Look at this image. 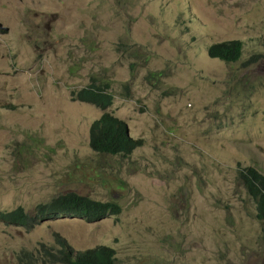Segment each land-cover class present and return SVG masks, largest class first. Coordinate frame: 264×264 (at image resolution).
I'll return each mask as SVG.
<instances>
[{"label": "rangeland", "instance_id": "1", "mask_svg": "<svg viewBox=\"0 0 264 264\" xmlns=\"http://www.w3.org/2000/svg\"><path fill=\"white\" fill-rule=\"evenodd\" d=\"M0 24V211L34 215L68 191L122 207L94 224L0 223V264L21 250L47 259L55 234L76 251L113 248L116 264H264L258 199L237 170L264 175V0H0ZM31 40L59 59L32 87L16 71ZM233 41L237 62L209 58ZM109 80L105 110L144 142L129 157L90 147L104 110L65 87Z\"/></svg>", "mask_w": 264, "mask_h": 264}, {"label": "trees", "instance_id": "2", "mask_svg": "<svg viewBox=\"0 0 264 264\" xmlns=\"http://www.w3.org/2000/svg\"><path fill=\"white\" fill-rule=\"evenodd\" d=\"M240 45L241 43L233 41L224 46H215L210 49V55L222 58L226 56L229 61L236 62L240 56ZM151 76L153 77V75ZM114 98L115 94L111 93L104 97L96 88L83 90L84 101L96 104L102 102L104 107L110 106ZM89 145L93 150L100 153L129 157L143 145V141L133 139L129 135V126L121 121V118L112 112H105L90 126ZM243 178L248 180L243 184L248 195L258 199L257 217L264 225V183L252 168H247L243 172ZM121 214L122 209L118 205L102 204L99 200L70 191L60 193L52 200L41 204L35 220H46L67 215L70 218L80 217L94 224L111 217H119ZM0 221L6 225L30 227L29 214L24 212L22 208L11 212L0 211ZM55 239L59 247L53 249L47 259L41 260L28 254L30 259L19 264H40L41 261H43L41 264H116L117 262V252L110 247L76 252L61 235L55 234Z\"/></svg>", "mask_w": 264, "mask_h": 264}, {"label": "clouds", "instance_id": "3", "mask_svg": "<svg viewBox=\"0 0 264 264\" xmlns=\"http://www.w3.org/2000/svg\"><path fill=\"white\" fill-rule=\"evenodd\" d=\"M6 27L5 26H2L1 24H0V29H5ZM24 41H26V42H28L27 40H24ZM234 42H237V41H234ZM31 43H32V45L34 46V48L33 47H31V46H29V50H30V53L33 55V57H30L29 58V62H28V64L26 65V66H22V67H20V68H18L16 71H18V72H23V73H21L23 76V80L24 81H26V84L27 85H30V87H32L33 85H34V82L36 81V79H37V77L38 76H40L41 74H42V72H43V70H44V66H45V64L47 63V62H54V63H56V64H58L59 63V59H58V57H57V55H56V53H55V50H54V47L50 44V43H48L47 41H46V45H47V50L44 52V53H39L38 52V49H37V43L36 42H34V41H32L31 40ZM232 43V42H231ZM238 43H240V42H238ZM229 44V43H228ZM221 45H223V44H221ZM215 46H219V45H215ZM214 46V47H215ZM1 50V49H0ZM3 51V50H2ZM116 51H117V49H116ZM239 51H240V46H239ZM4 52V51H3ZM5 54H6V56H7V59L11 62V63H18V64H20V63H22V58H20V57H18L17 55H15V54H11V53H8V52H4ZM240 57H241V51H240V56H239V58H237L238 60L240 59ZM209 58H211V59H214V60H219V61H223V62H226V63H228V64H233V63H235V62H231V61H229V59H226V56H224L223 58L222 57H219V56H216V57H212L211 55H210V52H209ZM237 60V61H238ZM236 61V62H237ZM242 66V65H241ZM241 66L239 67V69H238V72H239V70H240V68H241ZM244 67H245V64L243 65ZM75 68H71L70 69V71H68V70H66L67 72H74L75 70H74ZM238 72H237V74H238ZM31 74H33V75H31ZM235 77H236V75L234 76V78L233 79H235ZM81 78V76H80V74L79 73H77V72H75L74 73V76H73V78H72V81H74V80H76V79H80ZM68 86H70V87H73V86H78V87H81V88H79V89H73V90H71L70 91V96H71V99H73V100H79V101H82V102H86V103H89L90 105H93V106H97L98 108H100V109H103L104 111L100 114V116L99 117H97V118H95L94 119V121H96V119H98V118H100L105 112H112V111H110V110H105V109H107V108H110L113 104H114V102H115V98H116V95H115V98H114V100H113V103L110 105V106H106V107H104V106H102V102L101 103H98V104H96V103H93V102H87V101H84V99H83V90L84 89H86V88H96V89H98L99 90V92H100V94L101 95H103L104 97L105 96H107V95H109V94H111V93H113V94H115V92L113 91V84H112V82H111V80H109V81H107V82H105V83H103V84H95V83H88L87 85H85V86H83L82 84H80V83H78V84H72V83H70V84H68L67 86H65V87H68ZM40 93H42L41 91H40ZM112 113H114V112H112ZM115 114V113H114ZM116 116H118L117 114H115ZM119 118H121V121H123V119H122V117H120V116H118ZM93 121V122H94ZM92 122V123H93ZM123 122H125V121H123ZM91 123V124H92ZM126 123V122H125ZM91 126V125H90ZM89 130H90V127H89ZM129 135L132 137V135H131V133H130V129H129ZM133 138V137H132ZM133 139H135V138H133ZM137 140H142V139H137ZM143 141V140H142ZM143 144H144V142H143ZM143 146V145H142ZM142 146H140V147H142ZM139 147V148H140ZM138 148V149H139ZM136 151V150H135ZM134 151V152H135ZM107 154H110V153H107ZM112 156H118V155H113L112 154ZM122 157V156H121ZM247 168H251V167H243V166H241L240 164H238V178H239V181H240V183H241V186L243 187V184L245 183V182H247L248 180H246V179H244L243 178V172L247 169ZM253 169V168H252ZM255 171V170H254ZM256 172V171H255ZM256 174L259 176V178L262 180V182L264 183V175L263 174H258L257 172H256ZM244 188V187H243ZM68 192H70V191H68ZM72 192H75V191H72ZM65 193V192H64ZM82 195H84V194H82ZM58 196V195H57ZM86 196H88V195H86ZM90 197V196H89ZM92 198V197H91ZM94 199V198H93ZM95 200H98V199H95ZM99 202H102V201H99ZM102 204H114V202H102ZM114 205H118V204H114ZM39 204L38 205H36L35 206V208L33 209V211L32 212H34V215H32V213H29V212H27L26 210H24L22 207H17V208H15V209H13V210H11V211H17L19 208H22L23 209V211L24 212H26L27 214H29V220H30V223H33V224H36V223H42V222H49V221H52V220H55V219H57V218H60V217H53V218H51V219H46V220H35V216H36V214H37V210H38V208H39ZM118 206H120V205H118ZM121 207V206H120ZM256 208H257V206H256ZM121 209H122V207H121ZM11 211H7V212H11ZM2 212V211H1ZM256 212H257V210H256ZM122 215V214H121ZM120 215V216H121ZM119 216V217H120ZM119 217H111V218H119ZM111 218H109V219H111ZM75 219H82V218H80V217H76L75 216ZM107 220V219H106ZM104 221V220H103ZM0 223H2V224H4L3 222H1L0 221ZM4 225H6V224H4ZM6 226H11V225H6ZM16 226H20V225H16ZM65 240V239H64ZM65 241H67V240H65ZM68 243V242H67ZM38 248V247H37ZM113 249V248H112ZM75 250V249H74ZM76 251V250H75ZM92 251V250H91ZM76 252H78V251H76ZM33 255V257H37V254L35 253V252H33V251H27V250H21V251H19L18 253H17V255H16V261H17V263L19 264V263H21V262H26V261H28L29 259H30V257H28L29 255Z\"/></svg>", "mask_w": 264, "mask_h": 264}]
</instances>
